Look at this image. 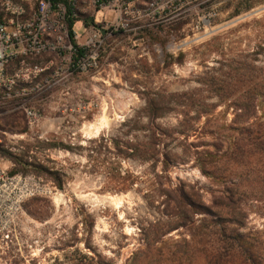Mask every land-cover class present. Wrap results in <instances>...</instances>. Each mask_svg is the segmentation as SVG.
<instances>
[{"label": "rangeland", "instance_id": "374dc122", "mask_svg": "<svg viewBox=\"0 0 264 264\" xmlns=\"http://www.w3.org/2000/svg\"><path fill=\"white\" fill-rule=\"evenodd\" d=\"M154 1L147 28L96 31L99 41L86 46L80 43L90 31L77 30L75 43L95 56L94 68H76L74 55L25 58L26 66L37 64L43 72L21 87L19 97L0 105V166L9 177L27 179L9 227L0 228V264H177L169 255L188 239L187 231L167 217L173 210L169 198L148 192L159 188L149 165L115 160L140 177L120 191L114 188L117 170L109 169L116 166L88 146L102 135H118L120 123L147 100L186 92L215 105L199 127L228 125L231 100L214 93H241L247 88L244 78L237 81L243 68L251 61L261 67L264 0ZM183 112L177 108L158 123L176 126ZM200 141L211 138L196 133L188 140ZM171 147L178 154L185 148L183 142ZM162 182L169 192L182 184L212 187L193 161L174 164ZM252 211L249 227L261 228L264 215ZM156 237L155 249H146ZM190 264L201 263L194 258Z\"/></svg>", "mask_w": 264, "mask_h": 264}, {"label": "trees", "instance_id": "16d2710c", "mask_svg": "<svg viewBox=\"0 0 264 264\" xmlns=\"http://www.w3.org/2000/svg\"><path fill=\"white\" fill-rule=\"evenodd\" d=\"M235 12L234 16L240 14L239 10ZM73 47L76 61L84 50L75 43ZM255 62L248 63L243 68L245 73L237 77V81L244 78V91L237 94L218 88L214 93L218 99L231 100L229 107L234 116L226 126L199 127L197 122L213 113L215 105H205L186 92L170 95L166 100H147L142 109L120 123L118 135H102L89 143L88 152L103 154L108 165L125 159L149 165V176L159 180V188L148 192L165 194L173 205L167 217H174L176 226L187 231L188 239L179 242L169 255L177 264H190L194 258H199L201 264H264V226L248 225L250 214L256 213L252 210L264 215V59L261 67H256ZM177 108L186 112L181 113L176 126L158 123ZM187 110H194L197 117H190ZM196 133L211 141L188 142ZM174 142L184 143L183 154L171 147ZM186 161H193L211 181V188L182 184L172 192L166 191L162 181L169 169ZM115 166L116 169L109 167L117 170L115 189L125 191L140 179L122 171L119 163ZM157 242V237L152 238L146 249H155Z\"/></svg>", "mask_w": 264, "mask_h": 264}, {"label": "built area", "instance_id": "2783aa9c", "mask_svg": "<svg viewBox=\"0 0 264 264\" xmlns=\"http://www.w3.org/2000/svg\"><path fill=\"white\" fill-rule=\"evenodd\" d=\"M154 5V0H0V105L19 97L21 87L43 72L37 64L26 66V57L63 54L70 60L73 43L79 40L77 30L90 31L80 43L86 46L99 41L96 31L144 29L153 24ZM75 65L81 70L94 68L95 56L84 51ZM26 115L36 118L30 110ZM26 183L21 176L9 177L0 166L1 229L9 227Z\"/></svg>", "mask_w": 264, "mask_h": 264}]
</instances>
